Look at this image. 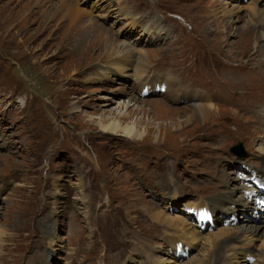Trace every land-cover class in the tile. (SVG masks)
I'll list each match as a JSON object with an SVG mask.
<instances>
[{
  "label": "rangeland",
  "instance_id": "rangeland-1",
  "mask_svg": "<svg viewBox=\"0 0 264 264\" xmlns=\"http://www.w3.org/2000/svg\"><path fill=\"white\" fill-rule=\"evenodd\" d=\"M10 1L0 0V264L46 255L52 264H145L147 254L199 264L204 241L186 257L169 253L179 238L152 219V206L215 238L208 264L234 235L248 264L263 257L264 233L247 227H264V209L244 215L232 190L241 161L264 165V35L245 25L258 4L264 24V0H71L75 11L53 18L40 11L57 0ZM112 43L126 65L144 56L147 90L113 67L99 77L116 59ZM168 76L203 91L196 103L213 102L217 114L187 121L185 97L149 90L167 78L175 86ZM110 124L138 138L100 130ZM238 142L247 157L229 151Z\"/></svg>",
  "mask_w": 264,
  "mask_h": 264
},
{
  "label": "bare ground",
  "instance_id": "bare-ground-1",
  "mask_svg": "<svg viewBox=\"0 0 264 264\" xmlns=\"http://www.w3.org/2000/svg\"><path fill=\"white\" fill-rule=\"evenodd\" d=\"M21 1L22 0H18L17 5ZM29 1H31V0H29ZM43 1L44 0H33V3L35 5L40 6L41 3H43ZM48 1H54V0H45V2H48ZM12 2H13V0L10 1V4H12ZM253 2H256V0H253ZM75 5H76V2L71 1V0H57L54 4H51V5L49 4V8L46 9V10H42V8L44 7V5H43L41 7V11H40L41 12V16L40 17L43 18V17L46 16L48 18H50V17L53 18L54 15H55V12L59 11L62 8L66 9L68 11H71V13H73L75 11L74 10ZM248 10H249V14H248L247 17H250V18H249V20L247 21V23L245 25H249V27H251V28H253V27H256V28L259 27L260 28L261 27V30H260L261 31V34L264 35V24H263V22L261 20L258 19V15H260L259 14V11L260 10L258 11L257 6H255V5H254L253 9L250 8ZM30 15H31V13L28 12L24 17L22 15V18L21 19H24L26 22H28V19H29ZM80 15H81L80 12H76V16H80ZM88 27L92 28V24H90V22L88 24ZM263 40H264V38H263ZM73 41H76V36L75 35H74ZM105 45L107 46V43H105ZM108 47L110 49V52L109 53L112 54L111 57L112 56H116V59L114 61L109 62L108 64H106L104 67H102L101 73L99 74V77L100 78H102V79H108L109 78L110 68L113 67L115 69V71H119L120 74H124V76H128V77L132 78L133 80H135L136 83H139V86L144 87L142 85V83L144 85H147V82L148 81H145V80H148V78L147 79L146 78L145 79L143 78V75H144V73H145V71L147 69L146 62H145V60L143 58L144 56L138 57L135 60V62H136V65L135 66H133V65H126V64H124L125 63V60L124 59H121L122 55H120V54H122L121 53L122 51H119V48L117 49L115 47V44H113V43L110 46H108ZM261 50H262V48H258L257 47L256 50H255V52L252 53V54L257 56L258 55L257 53L259 51H261ZM129 58H131V56H129ZM112 59H113V57H112ZM168 77L176 84L175 86L171 83V81H169L168 78H167L166 82H164V83H162L161 81H157L159 84H161V85H158V86L161 87V90L167 91L165 93V95H167V96L169 95L172 99H177V98L178 99H181L182 97H185V99L188 100L189 103H191L188 106V108H190V109L187 112H185L186 115H187V121H191L192 119H197V118H200L201 120H204L208 116H212L211 115L212 113L217 114V112L219 110H218V108L214 107L215 105L213 104V102H210L209 100H207L204 103H201V102L200 103H196L199 99H206L207 98L206 97L207 95H205L204 92H200V93H198L197 91L191 92V90H193V89H189V88H188L189 90L182 91L183 89L185 90V88H180L179 85H178V83H177V81L172 76H168ZM244 93H246V92H244ZM153 106L156 109L161 110L163 112V114H167L166 112L168 110H167V108H165L166 106H164V104H162V102H159V104H154ZM178 113L180 114V112L174 111V114H178ZM168 114H173V112L170 111ZM219 117H222V116L221 115H218V118ZM100 130L109 132L111 134H118V133H120L122 136L131 138V139L132 138H136V139L138 138V135H136L135 133H133L132 132V129H118L117 126H115L114 124H110V125H107V126L100 125ZM260 136H262V135H260ZM263 137H264V135H263ZM262 150L264 151V149H262ZM261 153H262V151H261ZM263 155H264V152H263ZM223 175H225V174L223 173ZM232 192H234L233 194H235L236 192H238V194L239 193H242L241 190H239V188H236V187L233 188ZM226 198L228 200V203L232 202V199L231 198H228V197H226ZM226 198H225V200H226ZM242 199H243V201L246 200L244 197ZM245 204L248 205L246 202H245ZM175 206H176V203H174V207ZM250 206L252 208H254V206H253L252 203H251ZM150 209H151L152 212H154V214H152V216H151L152 219L155 220L157 223H161V225H163V227L169 228L170 231L173 230L174 234L177 235L178 238H179L177 240H179L180 242L175 243L171 247L169 246L170 250H173L174 249L176 252H179V253L181 251H183V250H185V251L186 250H189V252H190V250H193L194 249V246H196V242L204 241L203 244L205 245L204 247L207 248V251L204 250L201 253L202 261L200 260L199 264H208V262L210 261V259H212V254H213L212 251L217 247V244L215 246L213 245V242H214L215 238L214 239L203 238V237L200 238V235H202V233H201L200 230L202 228L198 229V227H195V225H191V224H188V223L186 224L184 221L179 220L178 218H173V217H170L168 215L162 214L161 212H156L157 209H156L155 206H152V208H150ZM256 211H257V209L255 210V212ZM241 212L244 213V215H247L248 214V212H246L244 210H241ZM253 212H251V215H253ZM194 215L198 217V220L199 221H201V219L202 220L204 219L205 213L204 212H201V214H199V215H197L195 213ZM243 229H246V228H243ZM247 230H249L250 232H254V233L257 232V234H258L259 231L261 232V234L264 233V227H262L261 225L260 226H257V227L249 226V227H247ZM227 232H231V230H225L221 234H223V235L226 236L227 235ZM233 232L234 233H236V232H242V229L241 228H238L236 230H233ZM261 234H259V235H261ZM166 237H168V236H166ZM231 237L233 238V240H231ZM231 237L227 238L229 240H226V243H228V245L230 247L229 248L230 251L228 253L225 252L226 253L225 256H223L224 253H222V252H215V256L217 258H220L219 262L221 261L222 264H240L239 261H237V258H239L240 255H241L243 262H245L246 264H248L249 261L248 260H245V259H247V258L250 259L249 257H252V255L250 253L244 251L243 249H236V246H232L230 244V242L233 241L234 242L233 244H235L236 241L239 240V237L237 235H234V236H231ZM177 240H175V241H177ZM189 244H191V245H189ZM0 247H1V243H0ZM221 251L224 252L223 249H221ZM149 256L150 255L147 254V256H146L147 259L146 260H148L147 261L148 263H146V261H145V264H163V263H165L163 261H160V262L155 261V259L152 256L151 257H149ZM39 257H40V255H39ZM253 258H255L254 255H253ZM53 260L54 259L51 256H48V255H46L45 258H44V262L49 263V264H52L51 261L53 262ZM31 261H32V258H31ZM44 262H43V259L41 258V264H43ZM36 264H38V263H36ZM241 264H243V263H241ZM255 264H264V256L263 257H260V258L259 257L255 258Z\"/></svg>",
  "mask_w": 264,
  "mask_h": 264
}]
</instances>
